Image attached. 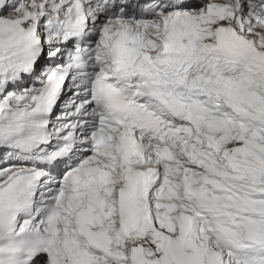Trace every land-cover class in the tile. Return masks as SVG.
<instances>
[{"label":"snow or ice","instance_id":"obj_1","mask_svg":"<svg viewBox=\"0 0 264 264\" xmlns=\"http://www.w3.org/2000/svg\"><path fill=\"white\" fill-rule=\"evenodd\" d=\"M0 264H264V0H0Z\"/></svg>","mask_w":264,"mask_h":264}]
</instances>
